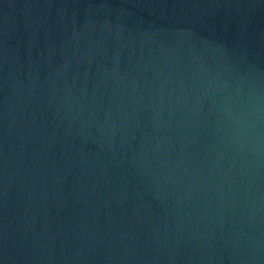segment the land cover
<instances>
[{"label": "water", "instance_id": "water-1", "mask_svg": "<svg viewBox=\"0 0 264 264\" xmlns=\"http://www.w3.org/2000/svg\"><path fill=\"white\" fill-rule=\"evenodd\" d=\"M0 264H264V0H0Z\"/></svg>", "mask_w": 264, "mask_h": 264}]
</instances>
